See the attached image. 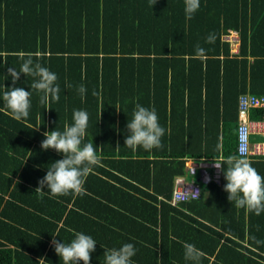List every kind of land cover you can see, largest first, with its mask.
<instances>
[{
  "label": "trees",
  "instance_id": "1",
  "mask_svg": "<svg viewBox=\"0 0 264 264\" xmlns=\"http://www.w3.org/2000/svg\"><path fill=\"white\" fill-rule=\"evenodd\" d=\"M200 5L186 20L184 0H158L153 8L150 0H0V264H38L39 257L63 264L52 235L74 239L68 229V214L78 213L68 208L73 197L98 204L106 225L124 239L96 246L90 264H105L104 248L124 243L137 249L134 264H190L184 242L203 251L201 264H264V213L233 206L220 170L218 182H200L199 200L166 203L174 177L184 175L183 158L237 155L238 96H264V0ZM229 29L238 32L237 53L222 40ZM209 33L214 44L205 42ZM197 44L207 49L203 58L195 57ZM27 55L58 75L60 98L42 105V93L32 90L30 115L17 121L3 101V85L13 86L7 69L19 70ZM33 79L21 74L15 87L30 91ZM137 103L156 109L166 129L162 148L125 146ZM74 109L89 113L84 142H93L102 163L82 196L37 194L47 166L63 158L42 150L43 133L71 125ZM250 117L261 118L262 109H251ZM251 161L264 176V161ZM110 215L139 223L141 232L132 226L130 235L118 233L126 225Z\"/></svg>",
  "mask_w": 264,
  "mask_h": 264
},
{
  "label": "clouds",
  "instance_id": "2",
  "mask_svg": "<svg viewBox=\"0 0 264 264\" xmlns=\"http://www.w3.org/2000/svg\"><path fill=\"white\" fill-rule=\"evenodd\" d=\"M157 2L158 0H150L151 7L153 8ZM200 6V0H184L185 19H193ZM215 40L214 33H209L205 38V42L208 44H214ZM206 53L207 49L201 47L200 44L196 45V58H203ZM21 59L23 63L19 70L15 67L7 69L6 79L11 77L13 86L3 85L2 94L6 108L17 121L26 120L30 115L32 90L42 93L40 95L42 105L49 104L51 101L58 102L61 91L56 73L42 66L41 63L34 62L31 55ZM21 74L34 78L30 85V91H26L22 87H15ZM66 87H70V85H66ZM77 91L83 101L87 93L86 86L79 85ZM88 127L89 113L86 110L74 109L71 125L65 124L63 131L56 128L43 133L42 150L53 149L62 154L63 158L47 166L46 175L39 180L35 193L50 194L53 197L85 194L84 185L87 177L95 167L102 163V158L97 153L98 148L94 146L93 142H84ZM126 127L129 135L125 137V146L132 151H136L138 148L151 151L163 147L162 138L166 129L161 126L154 107L149 108L137 103L132 113V119L128 120ZM214 167L224 175L226 180L224 191L228 193L227 199L233 206L245 209L257 216L264 213V176H261L252 166L251 160L243 156L229 155L223 160L214 161ZM14 182L19 183L18 180ZM45 187L48 189L47 192L44 191ZM52 236L54 251L63 264H79L81 261L83 264H90L91 254L95 252L97 243L91 235L74 232V239L70 243L56 240L55 237L58 235ZM253 239L255 240V237ZM256 243L262 242L256 241ZM183 248L185 261L190 264H201L205 255L202 250L187 242L183 243ZM136 253L137 249L133 243H124L119 248H104L103 256L105 264H134L132 257ZM38 264H46V258L39 257Z\"/></svg>",
  "mask_w": 264,
  "mask_h": 264
},
{
  "label": "built area",
  "instance_id": "3",
  "mask_svg": "<svg viewBox=\"0 0 264 264\" xmlns=\"http://www.w3.org/2000/svg\"><path fill=\"white\" fill-rule=\"evenodd\" d=\"M222 40L229 44L230 52L237 53L239 35L235 30H228L222 35ZM262 109L260 119L248 118L251 109ZM238 122L236 127V153L237 156L246 158L257 157L264 160V96L241 94L237 102ZM258 135L256 141L251 142V137ZM199 182L190 181L184 176H176L173 181V190L170 204L176 206L180 203L199 200L201 196Z\"/></svg>",
  "mask_w": 264,
  "mask_h": 264
},
{
  "label": "crops",
  "instance_id": "4",
  "mask_svg": "<svg viewBox=\"0 0 264 264\" xmlns=\"http://www.w3.org/2000/svg\"><path fill=\"white\" fill-rule=\"evenodd\" d=\"M242 94H244V93H242ZM245 94H251V93L245 92ZM248 118L253 119L250 117V112L248 113ZM255 119H260V118H255ZM237 122H238V117H237ZM258 138H259L258 135H253L251 137V142L256 141V139H258ZM183 159L187 163V165L184 168V171H185L184 175H177V176H184L188 179L187 174L189 172H194V169L196 167H198L200 170L199 177H201L203 180L206 181L204 184H207L208 182H215V181L218 182L219 169L214 167V161H209V160H197L196 161V160L189 159V158H183ZM248 159L249 160H252V159L263 160V159L257 158V157H249ZM211 170H212V174H213L212 179H211V174H210ZM197 179L195 181L200 183V181H197ZM173 181H174V179H173ZM172 190H173V184H172ZM172 190H171V194H172ZM159 198L161 199L162 197L159 196ZM170 198H171V195H170ZM170 198H169V200H166V203H168L170 206H173L169 202ZM76 201H77L76 198L73 197V198H71V200L68 203V208L71 206H74L73 208L76 211H78V213H69L68 214L69 215V222L68 223H70V226L68 227V229L71 230V232H73V233L77 232V231H74V229H83L84 231L87 232L88 235H91L97 241L96 246H100V244H102V242H111V239L114 238L115 236H117L116 238H118L119 235L118 234L114 235V232L112 231L113 229L111 230V227L109 225H106V223L104 222V217L107 215L104 214L103 212H101V214H99L100 211L98 209L100 208V206L98 204L93 202L91 199H88L87 197L86 198L81 197L80 199H78L77 202ZM74 202H76V204ZM173 207H177V205L173 206ZM64 217H65V213H64V216L61 217L60 221L58 222V226L62 225V223H63L62 220L64 219ZM110 217H112L114 219L117 218L115 220V223L120 224V221H121L122 226L126 225L124 228H121V225H120V228L115 229L120 234L130 235V227H132V226L134 228L133 229L134 232H137V233L141 232L138 229V226L140 225L139 223H137L138 225H136V222L134 223L131 220L127 221L128 220L127 218L119 216V215H116L115 217L110 215ZM51 221H54V220H51ZM135 226L137 227L136 231H135V228H136ZM71 232H70V234L72 236L73 233H71ZM70 234H68V235H70ZM68 235L64 234L65 237L67 236V238H69ZM119 238L121 240H124L120 236H119Z\"/></svg>",
  "mask_w": 264,
  "mask_h": 264
},
{
  "label": "rangeland",
  "instance_id": "5",
  "mask_svg": "<svg viewBox=\"0 0 264 264\" xmlns=\"http://www.w3.org/2000/svg\"><path fill=\"white\" fill-rule=\"evenodd\" d=\"M199 173H200V170H199L198 167H196V168L194 169V172H189V173L187 174L188 180H190V181H195V180L199 177ZM210 174H211V179H212V176H213V174H212V170H211Z\"/></svg>",
  "mask_w": 264,
  "mask_h": 264
},
{
  "label": "water",
  "instance_id": "6",
  "mask_svg": "<svg viewBox=\"0 0 264 264\" xmlns=\"http://www.w3.org/2000/svg\"><path fill=\"white\" fill-rule=\"evenodd\" d=\"M197 181H200V182H203V183H205L206 181L205 180H203L201 177H199L198 179H197Z\"/></svg>",
  "mask_w": 264,
  "mask_h": 264
}]
</instances>
